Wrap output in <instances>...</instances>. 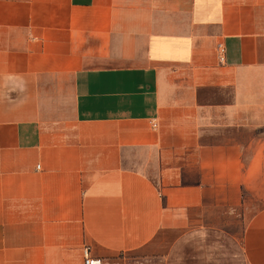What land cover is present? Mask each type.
Returning a JSON list of instances; mask_svg holds the SVG:
<instances>
[{"label": "crops", "instance_id": "crops-1", "mask_svg": "<svg viewBox=\"0 0 264 264\" xmlns=\"http://www.w3.org/2000/svg\"><path fill=\"white\" fill-rule=\"evenodd\" d=\"M86 247L264 264V0H0V264Z\"/></svg>", "mask_w": 264, "mask_h": 264}, {"label": "built area", "instance_id": "built-area-1", "mask_svg": "<svg viewBox=\"0 0 264 264\" xmlns=\"http://www.w3.org/2000/svg\"><path fill=\"white\" fill-rule=\"evenodd\" d=\"M218 51H219L220 61L224 62L225 61V48H224V46L219 45ZM155 127H156V125H155ZM84 256H85L84 264H103L102 259L95 258V257L91 256L90 248H88V247H86L84 250Z\"/></svg>", "mask_w": 264, "mask_h": 264}]
</instances>
